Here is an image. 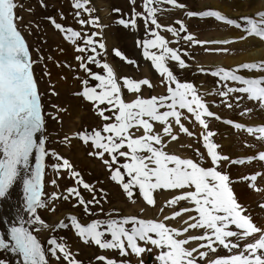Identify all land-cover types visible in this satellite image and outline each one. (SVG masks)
I'll use <instances>...</instances> for the list:
<instances>
[{"label":"snow or ice","instance_id":"snow-or-ice-1","mask_svg":"<svg viewBox=\"0 0 264 264\" xmlns=\"http://www.w3.org/2000/svg\"><path fill=\"white\" fill-rule=\"evenodd\" d=\"M130 2L136 5V0ZM88 3L89 0H76L73 7L77 10V17L80 16V10L91 14ZM158 4L171 5L181 10L185 8L178 0H143V12L133 11L130 19L122 18L118 21L125 28H136L137 20L143 18L146 31L151 36V39L139 41L138 46L143 49L144 58L150 61L163 78L161 83L166 89V95L148 98L143 96V89L154 87L149 79L120 78L108 63H101L97 58L102 55L99 50L106 48L104 43L96 39L99 33H82L62 26L55 19L50 18V21L56 30L64 33V39L76 45V52L91 53L76 59L81 61L80 68L96 84L89 87V80H83V88L78 95L94 105L105 123L100 128L78 134L82 143L93 147L89 155L102 161L109 172V179L122 188L130 201L134 202L135 190L138 189L146 204L156 207L154 193L166 190L177 194L159 209L161 213L180 202H186L189 206L165 215L162 220L131 216L105 221L97 219L84 225L76 216H70L71 229L75 230L85 245H94L105 251L116 250L121 257L133 254L141 258L144 253H152L156 249L157 264H264V224H258L247 214V209L234 194L230 176L221 171L225 163L243 165L255 160L264 165V151L258 155L253 153L247 160H234L220 152V145L214 141L217 133L210 130V121H221L222 118L210 110L192 83L181 82L174 74L170 64L175 62L180 69H186L188 64L183 57L187 53L170 47V43L179 41H169L160 35V30L187 42L195 41L197 45L206 42L195 40L191 34L181 36L182 32H187L181 20L175 21L178 28L158 23ZM17 8L16 0H0V201L6 199L15 186L21 185L23 208L30 219H21L19 226L13 225L10 228L11 244L0 237V250L10 249L17 253L22 258V264H51V258L63 259L66 264H81L64 242L51 238L47 240L50 247L45 248L34 231L26 226L46 227L38 215V210L48 204V199L44 198L48 167L46 158L54 157L56 160L51 165L57 173L56 178L51 180L52 185L57 184L61 172L70 173L76 185L67 188L66 194L52 193V201L74 198L77 201L74 206L82 205L86 213L94 215L89 206L99 205L101 200L97 198L94 186L85 182L70 161L54 151L49 152L45 140L37 136L44 131L45 119L29 47L18 29L17 21L23 18L16 14ZM187 15L214 18L242 29L246 36L241 39L255 37L264 40V11L254 16L241 17L240 23L219 11H203L199 14L190 11ZM79 23L81 26L103 27L97 18L81 19ZM149 24L155 30L147 27ZM114 54L128 64H135V61L127 60L119 50H115ZM91 64L101 68L103 74L92 72L89 67ZM243 71L259 73V76L245 78L240 74ZM211 74L221 82L219 87L223 90L218 95L222 100L226 101L232 94H244L243 97L237 95L236 100L246 98L264 106V61L243 63L235 69L220 68ZM229 82L238 86H229ZM124 90L134 94V99L127 101ZM232 106L227 103L228 108ZM249 111L245 109V113ZM193 120L202 129L198 142L205 152L196 150L198 160L168 152L166 149L169 143L179 140L178 133L190 138L197 135L183 122L192 123ZM222 122L264 143V125L246 126L232 120ZM157 125L160 127L157 128ZM187 147L191 148L192 145ZM105 155L109 158L105 159ZM205 156L210 166H205ZM121 158L125 162L121 163ZM262 177L264 173L248 176L249 186L260 191L256 181ZM81 189L91 193L92 198L86 200ZM99 191L103 193L104 190ZM259 207L264 209V203ZM185 213L193 214L183 220L182 227H172L166 223L177 220ZM58 227L69 228V224L61 221ZM39 230L35 229L37 232ZM192 230L202 232L190 235ZM242 241L250 242L242 244ZM194 242L195 246H191ZM221 249L226 250L228 255L216 256ZM96 259L101 264H117V261L104 255ZM140 264H144L143 259H140Z\"/></svg>","mask_w":264,"mask_h":264},{"label":"rangeland","instance_id":"rangeland-1","mask_svg":"<svg viewBox=\"0 0 264 264\" xmlns=\"http://www.w3.org/2000/svg\"><path fill=\"white\" fill-rule=\"evenodd\" d=\"M75 2L76 0H16L18 4L16 14L23 18L17 21V23L18 29L29 47L30 58L33 62L32 70L41 97L42 115L45 119L44 131L42 134L38 133L37 136L45 140V146L49 152L54 151L61 157L68 159L74 166V170L81 173L85 182L94 186L97 190L96 196L101 200V203L99 205L89 206L90 211L94 213V215H89L84 211V206H74L77 204L74 198H69L68 201H64L62 198L52 201L50 199L52 193L66 194L67 188L76 185L70 173L64 172L59 174L60 178L57 180V184L55 186L52 185L51 180L56 178L57 173L53 170L51 165L56 163V160L54 157L46 158L48 167L46 168L45 174L44 198L48 199V204L44 209L38 210V215L45 222L46 227L27 224L26 226L34 231V234L37 235L42 246L45 248L50 247L47 244V240L51 238H56L58 242H64L73 256L80 261L81 264H101V262L96 259V257L100 255L117 261V264H122V262L123 264H140V259H143L144 264H157L155 256L158 250L156 249H153L152 253H144L141 258H137L133 254L127 257H121L116 250L105 251L98 249V247L94 245H85L75 234V230L71 229L70 220L68 219L70 216H76L78 221L87 225L97 219L105 221L110 218L131 216H138L142 219L162 220L165 215L171 214H168L166 209L164 211L166 212L165 214H163L164 212L161 213L159 209L163 206L159 205V202H157L156 207H152V210L147 211L146 202L143 200L142 195L139 194L138 189L135 190L134 202L130 201L122 191V188L109 179V172L102 161L89 155V153L94 150L91 144L86 145L78 139V134L82 131H91L92 129L100 128L105 123L98 115L94 105L78 95L83 88V80H89V87L95 86L96 84V82L92 81L88 74L80 68L81 61L76 59L78 56L86 57L91 53L76 52V45L64 39V33L56 30L50 21V18L55 19L56 22L60 23L62 26L66 28L70 27L82 33H99L96 39L106 45L104 50H99L102 55L97 57L101 63H108L120 78L128 77L136 80L147 78L154 86L155 83L161 85V87H159L160 91L157 92H154V87H145L143 89V96L145 98L166 95V89L163 88L164 86L161 83L163 78L155 71L150 61L144 58L143 49L138 46L139 41L151 39L149 32L146 31L143 18L137 20L136 28H132L131 26L125 28L118 23L122 18L126 20L130 19L133 11L143 12V0H136L135 6L131 4L130 0H89L87 7L91 9V14L84 10H80L79 17L76 16L77 10L73 7ZM178 2L183 3L185 8L181 10L171 5H156L158 8V23L165 27L172 26L178 28L179 25L175 24V21L181 20L187 28V32H182L181 36L191 34L194 36L195 40L206 43L197 45L195 41L187 42L180 39V37H173L172 34L167 31L160 30V35L164 36L169 41H179L178 43H170V47L179 48L182 52L187 53V56L183 57L188 64L186 69H180L175 62H172L170 67L181 82L192 83L196 87L198 94L209 105L210 110L222 118L221 121H210V130L217 133L214 137V141L220 145V152L234 160H246L244 157L252 156L253 153H257L259 150L262 151L261 149L264 143L259 144V141L249 137L258 145L254 146V148H250L249 142H245L246 144H242V147L238 149L235 148L236 146H231L234 148L231 151H235L234 153L238 157L226 154L224 148V146H226L225 143H227L231 137H235V130L222 121L232 120L237 122L242 117H246V120H244L251 124V114L250 112L245 113V109H248V106L251 105L253 107L258 105L248 100L246 103L247 105L244 103V106H241L239 104L243 102L242 99L237 101L231 100L230 97H228L226 101L222 100L218 95V91L223 90L218 86L221 82L219 83L218 78L211 74L214 71H218L220 68L235 69L239 66L227 62L230 59L228 56L243 52L242 48L238 49L235 45L240 43L243 40L241 37L246 34L242 29H237L234 26L222 22V24H224L223 27H227L225 31L222 27H217V23L220 22L216 21L214 18H201L200 15L189 17L187 15L190 11L198 14L203 11L216 10L220 12V7L216 0H178ZM116 9L119 11H114ZM231 10V14L233 13L232 15L235 14V16H239V14L243 12L240 10H238L239 12L234 9ZM223 15H225V13ZM93 18H97L99 24L103 27H93L91 25L81 26L79 23L81 19L91 20ZM235 20L238 23L241 22L240 17ZM208 21H210V23ZM147 27L155 30L154 26L150 24L147 25ZM227 30H231V32L234 30L241 36L232 38L234 36ZM81 46L83 45L81 44ZM115 50H119L127 60L135 61V64H128L126 60H121L119 57L115 56ZM247 53L253 54V52ZM232 58L235 61L239 59L238 57ZM89 67L92 72L103 74V70L95 64H91ZM245 72L246 71H243L242 73ZM231 84L234 85L233 82H229V86H232ZM124 96L127 101L134 99V94L127 92V90H124ZM227 103H231L234 106L228 108ZM101 107L105 106L102 105ZM263 107L264 106L260 108L264 110ZM234 112L237 113V116L233 115ZM228 130L232 132L230 136L227 134ZM176 131L178 133V129H176ZM239 136L243 137L244 134L241 133ZM65 137H67V140ZM201 151L204 152L205 149L202 147ZM175 154L183 155L178 152H175ZM192 156H195V152L192 153ZM183 157H186V155ZM108 158L109 157L105 155V159ZM120 162L123 163L125 161L121 158ZM246 164L247 163L243 165L245 166ZM243 165L225 163L221 171L230 176L234 194L237 196L238 201L247 209V214L251 215L254 220L256 219L255 222L262 224L264 222V209L260 208L259 205L264 203V200L261 198L257 201L258 209L253 213V210L248 207L249 202H244L241 199V192L239 191L240 184H243L245 188H247L246 190L254 192L255 195L260 193V191L253 190L247 181V177L253 174V168L249 166L244 169L242 178H239V180H236L233 175H231L233 170L234 172H239V168H242ZM262 183L263 181L258 179L256 181L257 187L260 188ZM99 189H103V193H101ZM81 192L86 200L92 198L91 193L83 189H81ZM160 193L163 192L158 190V193H154V195L156 194L155 198H157V195ZM175 194L177 193L173 191H168V195L165 193L167 197ZM238 194H240V196ZM186 206H189L186 202H180L178 206L176 205L174 207L173 211ZM23 210L22 186L17 185L6 199L0 201V237L5 238V241L9 244H11L9 237L10 228L13 225L19 226L18 214L20 213L21 215ZM186 214L188 217V214L192 215L193 213H185L182 217L177 218L178 221L169 220L166 223L172 227H182L183 220L187 219ZM28 219H30V215L24 211V220L27 221ZM61 221L69 224V228L60 229L58 225ZM36 228L40 230L37 232L35 231ZM191 232L194 233L192 234ZM191 232L190 235H199L202 230H196V234L195 230ZM252 239H255V237ZM247 242L250 241H242L241 243ZM195 243L196 242L191 246H195ZM215 255L226 256L228 253L226 250L221 249ZM0 262H2V264H22V258L17 253H13L10 249L0 250ZM51 264H66V262L63 259L56 260L55 258H51Z\"/></svg>","mask_w":264,"mask_h":264},{"label":"bare ground","instance_id":"bare-ground-1","mask_svg":"<svg viewBox=\"0 0 264 264\" xmlns=\"http://www.w3.org/2000/svg\"><path fill=\"white\" fill-rule=\"evenodd\" d=\"M216 2L218 3V6L220 7V12L221 13H225L226 16H228V18H231L233 20L237 19V18H241V16H254L256 13L258 12H261V11H264V0H216ZM197 4V3H196ZM212 4V3H210ZM199 5V4H198ZM213 5V4H212ZM205 6V5H204ZM208 6V5H207ZM210 6V5H209ZM230 6V7H229ZM231 9H234V10H240V11H243L242 13L239 14V16H235L231 14ZM216 11V10H215ZM239 12V11H238ZM229 14V15H228ZM210 23V21H208ZM212 22V21H211ZM215 23H217L216 21H214ZM213 23V22H212ZM220 24V25H219ZM208 25V24H206ZM217 27H222L225 31L227 29L226 26L223 27L224 24H222V22L220 23H217ZM207 27V26H206ZM216 27V28H217ZM228 32L232 33V38H238L240 37L241 35L239 33H236L234 30L231 32V30H227ZM228 36V35H227ZM226 36V37H227ZM246 35H243L242 37H245ZM236 47H238V49H241L243 50L242 53H236L234 54L233 56H228L230 59L229 62L230 64H235L236 66L237 65H241L243 63H259L261 61H264V40H260L259 38H244L240 43L236 44L235 45ZM247 52H253V54H248ZM113 55V54H112ZM232 57H238L239 59L237 61H235ZM145 70V69H144ZM151 71V70H150ZM127 74V73H126ZM242 75L245 76V78H256L257 76H259V74H254V73H249V72H245V73H240ZM220 83V81H218ZM232 85V84H231ZM219 86V85H218ZM233 87L235 86H238L237 84L234 83V85H232ZM161 85L159 83H155V86H154V92H157V91H160V88ZM217 87V86H216ZM165 89V87H163ZM220 90V89H218ZM221 91V90H220ZM214 92V91H213ZM219 92V91H218ZM216 93V92H215ZM157 94V93H156ZM214 95V94H213ZM239 95L241 97H243L244 94H232L230 96V99L231 100H236V96ZM242 103H240L239 105L241 106H244V103L245 105H247V99L246 98H242ZM222 102V101H220ZM256 103V102H255ZM214 104V103H212ZM249 105V104H248ZM256 105V104H255ZM234 106V105H233ZM252 106V105H251ZM251 106H248V109H250L251 111L250 114H251V118L252 120L250 121V123H248L246 120V117H242L240 120H238L237 122H240V123H243L245 124L246 126H260V125H264V110L261 109L262 106H256V107H251ZM239 107V106H237ZM250 107V108H249ZM261 107V108H260ZM252 108V109H251ZM264 108V107H263ZM238 109V108H236ZM240 111V110H239ZM231 113V112H230ZM235 113V114H234ZM233 115H236L237 116V113L234 112ZM240 118V117H239ZM245 119V120H244ZM185 123V125L187 127H189L190 131H193L195 132L197 135L194 136V137H188L187 135H184L182 133H178L179 134V140L178 141H173V142H170L169 143V146L168 148L166 149L167 151L169 152H178V153H181L183 154L182 157L184 155H186V157H193L192 156V153L196 152L197 149H199L200 152L203 153V151H201V146L202 144L200 142H198V136H199V133L202 131V129H200V126L198 124H196L193 120L192 123H188V121H183ZM235 122V121H234ZM160 126L157 125V128H159ZM234 133H235V137H231L226 144V146H224L225 150H226V154H229V155H232V156H236L235 155V151H231L232 149H234L233 147L231 146H236L235 148L238 149L240 147H242V144H244L245 142H249L250 144V148H254V146L258 145L256 144L254 141H252L249 136L246 134V133H243L244 134V138L243 137H240L239 134H241L242 132L236 130L233 128ZM42 134V133H41ZM227 134L230 136V134H232V132L230 130H228ZM249 141H247V140ZM235 142V143H234ZM229 143V145H228ZM236 144V145H234ZM246 144V143H245ZM244 144V145H245ZM259 144H263L261 142H259ZM181 145H184V147H181ZM187 145H192L191 148L187 147ZM230 148V149H228ZM262 151H264V146L263 148L261 149ZM245 151V150H244ZM205 152V151H204ZM246 152V151H245ZM250 152V151H249ZM252 152V151H251ZM260 152V150L256 153L258 155V153ZM247 153V152H246ZM249 154V153H248ZM238 155V154H237ZM242 155V154H241ZM245 155V154H244ZM181 156V155H180ZM238 157V156H236ZM251 157L248 156V157H244L246 158H249ZM194 159H199L198 156H194L193 157ZM83 161V160H82ZM87 161V160H86ZM255 161V160H253ZM88 162V161H87ZM90 163V162H89ZM89 165V164H88ZM234 165V164H233ZM92 166V165H91ZM205 166H210V164L208 163L207 161V158L205 156ZM231 166V165H230ZM252 167L253 168V174L255 173H264V165H262L260 162H253L252 164L250 163H247L245 166L243 165L242 168H239V172H234L233 170V173L231 175H233V177L236 179V180H239V178H242V172L244 171V169H246L247 167ZM229 168V167H228ZM230 171V170H229ZM97 172V171H96ZM261 181H263V183L261 184V190H260V193H258V195H255L254 192L252 191H248L246 190L247 188H245V186L243 184H240L241 186H239V191L241 192V196L240 194H238L240 197H242L241 199L244 201V202H249V208H251L253 210V213H255V211H257V201L259 199H263L264 200V177L262 178H259ZM244 181V180H243ZM242 181V183H243ZM246 183V182H244ZM236 184V183H235ZM237 184V185H238ZM236 186V185H235ZM259 188V189H260ZM158 193V191H157ZM165 193L168 195V191L164 190L163 193H160L157 195V198H156V201L159 202V205H162L165 203V200H168L169 197H167L165 195ZM156 195V194H155ZM176 195V194H175ZM130 202V201H129ZM247 202V203H248ZM158 206V205H157ZM163 206V205H162ZM178 206V205H177ZM246 206V205H245ZM136 207V206H135ZM146 210L149 211V210H152L153 208L151 206H148L146 204ZM168 214L172 213L174 208H169L166 209ZM153 212V211H152ZM261 214V213H260ZM20 213L18 214V223L21 219L24 220V210L22 211L21 215ZM189 215V214H188ZM262 215V214H261ZM186 217H187V214H186ZM263 217V216H262ZM258 218V217H257ZM178 221V220H177ZM256 221V219L254 220ZM173 223V222H172ZM258 223V222H257ZM264 224V222L262 223ZM199 232V231H198ZM192 233V232H191ZM194 233V232H193ZM192 233V234H193ZM195 234H196V230H195Z\"/></svg>","mask_w":264,"mask_h":264},{"label":"crops","instance_id":"crops-1","mask_svg":"<svg viewBox=\"0 0 264 264\" xmlns=\"http://www.w3.org/2000/svg\"><path fill=\"white\" fill-rule=\"evenodd\" d=\"M125 150H126V149H125ZM114 184H115V183H114ZM161 192H163V190H161ZM173 196H174V195L170 196L169 199L172 198ZM166 201H167V200H165V203H166ZM165 203H164V204H165ZM164 204H162V205L164 206ZM162 205H161V206H162ZM165 213H166V212H164L163 214H165Z\"/></svg>","mask_w":264,"mask_h":264}]
</instances>
